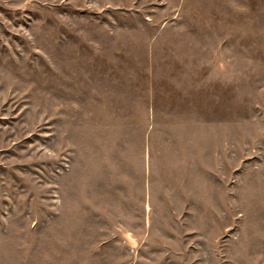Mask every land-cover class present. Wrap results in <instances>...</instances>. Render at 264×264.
Instances as JSON below:
<instances>
[{
  "label": "rangeland",
  "instance_id": "rangeland-1",
  "mask_svg": "<svg viewBox=\"0 0 264 264\" xmlns=\"http://www.w3.org/2000/svg\"><path fill=\"white\" fill-rule=\"evenodd\" d=\"M0 264H264V0H0Z\"/></svg>",
  "mask_w": 264,
  "mask_h": 264
}]
</instances>
